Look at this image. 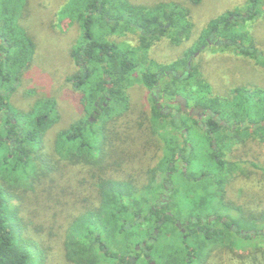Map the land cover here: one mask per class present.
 Masks as SVG:
<instances>
[{"label":"trees","instance_id":"obj_1","mask_svg":"<svg viewBox=\"0 0 264 264\" xmlns=\"http://www.w3.org/2000/svg\"><path fill=\"white\" fill-rule=\"evenodd\" d=\"M247 1L241 11L245 17L239 11L216 17L184 58L159 64L148 52L163 39L173 46L189 40L192 26L187 9L175 3L147 8L128 0H69L67 11L83 38L72 51L77 72L67 81L96 115L93 123L86 117L46 145L47 132L58 120L56 101H38L24 113L9 100L34 55V43L22 22L27 0H0V264H52L55 248L61 264H225L228 260L264 264V166L228 154L251 142L264 147V90L235 91L232 98L222 99L221 108L211 98L215 108L205 98L192 101L212 108L222 122L236 127L220 126L208 116L204 123L210 131L202 140L203 152L192 146L189 156L185 145L184 151L173 145L171 135L160 138L157 129L164 132L170 123L180 132L177 123H187L165 116L154 102L151 115L142 111L135 121L145 128L138 153H130L126 145L116 149L113 142L122 138L115 136L116 117L130 109L129 86L139 84L148 93L161 90L170 100L184 93L203 94L197 87L193 90L195 85L186 89L191 79L201 83L194 65L189 74L184 70L188 60L208 45L213 32L233 47H244L247 32L238 33V23L247 24L263 13L259 12L263 0ZM130 33L138 37L135 47L128 39ZM114 36L121 41L112 40ZM243 47H237L243 55L264 63L254 49ZM14 61L20 64L15 66ZM167 70H182L186 76L166 75ZM104 111L111 116L97 126ZM184 116L196 125L190 115ZM179 134L187 143L188 138ZM215 139L225 141L217 152L212 145ZM118 149L121 155L109 160L106 152ZM179 150L182 156L177 159ZM219 155L223 159L215 160ZM130 162L143 166L135 170L137 165L130 167ZM193 162L201 170L196 174L189 171ZM244 166L253 168L259 180L248 178L249 184L235 199L230 197L232 180L251 174ZM70 180L81 189L75 190ZM178 197L187 202L186 208L179 207ZM173 200L177 204L172 206ZM163 229L167 236H162Z\"/></svg>","mask_w":264,"mask_h":264},{"label":"rangeland","instance_id":"obj_2","mask_svg":"<svg viewBox=\"0 0 264 264\" xmlns=\"http://www.w3.org/2000/svg\"><path fill=\"white\" fill-rule=\"evenodd\" d=\"M247 2V0H200L198 4H193L187 0H128V3L133 6L141 5L147 8H152L161 3H175L188 10L189 21L192 26V29L190 30L191 32L188 34L189 40H184L185 42H181L180 45L173 46L168 40L163 39L164 41L158 43L155 48L148 52L149 58L155 60L159 64H170L184 58L191 44L193 45L201 31L207 27L211 20L227 12H241L243 5ZM69 4V0H27V4L22 12V22L30 34L35 49L28 68L25 71H22L16 91L10 96L9 100L14 108L24 113H28L38 101H56L58 120L47 132V137L45 139L46 145H49L50 142L48 141H52V138H54L59 132L66 130L80 120L86 119V117L88 120H91L92 123L94 122L93 115L95 112L93 108L88 107L87 103L85 104L83 94L74 90L72 84L67 81L68 77L73 76L77 72V68H75V63L72 59V51L82 42L83 38L82 32L77 23H74L70 19V12L67 11ZM259 12L263 13L247 24L238 23L239 25L236 27V30L240 34L247 32L244 39V47H242L245 49H254L256 55L264 59V0L259 8ZM240 16L245 17L246 13L241 12ZM217 37V40L221 42V45L215 46L214 42L211 41L210 45H207L202 52L196 53V57L192 60V65H194L195 68V75L197 72L201 83L197 85V81L191 79L185 86L187 89L188 87L190 88L191 85H195L193 90H196L195 88L197 87L203 91V94L201 93L197 96V92H195L188 96L184 93L182 96L187 99L186 101L189 102V104H191L192 101L195 103L196 99L201 97L209 102V106L215 108L214 103L209 98L217 101L215 105L218 107V105L222 103V99L229 97L232 98L235 91L241 94H244L243 92H245L246 94L248 93L246 91L254 88L264 90L263 61L261 59L256 60L243 55L241 51L237 49V47L242 48L240 47V44L237 47H233V45H229L230 42L224 37ZM128 39L131 41L132 46H137V36L130 33ZM112 40L121 41L117 36L112 37ZM249 41L252 43V46L248 44ZM237 43L240 42L237 41ZM224 45H229V48ZM14 62H16L15 66L20 64L18 61ZM178 72L182 74V70H178ZM164 83L166 84L167 82L165 81ZM202 84H204L205 87H201ZM126 94L128 96V105L130 109L125 114L123 113V115L116 117L119 119L117 120L118 126L115 127L118 133L115 136H121L122 138L118 140L115 137L114 139L116 140H113V142L116 149L117 147L126 145L129 148L130 153H134V151L138 153L142 146L141 142H144L143 136H145V134L143 132L145 131V128H139L138 123L135 121H138V115L141 114L142 111L146 110L148 117L151 115L153 101L151 100L152 97L150 96V93L139 84L129 86L126 89ZM192 97L195 99H192ZM172 104L174 103L171 102V109L176 106V104ZM165 105H168L167 102L163 104V106ZM174 109L178 112L177 106ZM107 112L109 111H104L102 115L98 117L99 123L97 126L104 120H107L105 119L106 115L108 117L111 116V112ZM114 112L115 110L112 114H114ZM89 113H91L92 116H90ZM186 115H188V112ZM191 117H194V115L191 114ZM204 120L205 119L202 118L199 121L204 123ZM156 121L157 120H154L153 124H155ZM181 121L187 123L190 128L187 137L188 143L196 147V149H203L204 142H202V140L206 133L194 125L190 119L187 120L184 115L181 116ZM160 125L162 126V124ZM165 127L167 128L164 132H162L163 130L161 128L157 129V131L162 134L160 135V138H163L164 135L167 136L166 134H168V136L171 135L172 142L173 140L176 141L181 139L179 132L174 131L172 129L174 127H172L170 123L166 124ZM225 136L227 137L228 135L225 134ZM218 141L220 145L225 143L224 140ZM157 143H159L162 148V144L159 140ZM121 151V149H118L117 151L108 150L106 152L108 155L106 156L108 159L113 156H120ZM203 151L204 149L202 152ZM159 153L160 155L162 154L161 151ZM228 154L233 156L240 155L244 160H257L262 166H264V147L257 143L251 142L248 147H239L235 149L232 154L230 152H228ZM134 165H137L135 170H138V167L143 166L140 162L129 163L130 167ZM244 168L251 174H249L246 179L234 175L237 179L232 180L230 197L235 199L240 195L241 190L249 184V182H247L248 178L251 181L254 179L259 180L258 177L253 175L254 172H256L253 168L249 166H244ZM189 171L190 173L196 174L201 170L200 167L193 162ZM149 176L150 175L147 174L146 177L142 179L143 184ZM158 179V182L161 183L162 177L160 176ZM183 184L182 181H178L179 186H183ZM70 185L74 187L75 190L79 191L80 186L76 181L70 180ZM145 199L147 198L144 197L142 203L145 202ZM176 200H178L177 203L179 207L186 208V201L180 199V197ZM177 203L174 200L169 202L172 206ZM64 218H67V216H64L63 219ZM167 235V231L163 229L162 236L164 237ZM58 254L59 253L55 248L52 253L53 257L51 258L52 264H61L59 262V256L57 257ZM226 262H230L229 264H235L233 261L229 260L225 261V264H227Z\"/></svg>","mask_w":264,"mask_h":264},{"label":"flooded vegetation","instance_id":"obj_3","mask_svg":"<svg viewBox=\"0 0 264 264\" xmlns=\"http://www.w3.org/2000/svg\"><path fill=\"white\" fill-rule=\"evenodd\" d=\"M217 39H218V37H217L216 33L213 32L211 35H209V37L207 39L208 45H210L211 41L214 42V44L216 46L221 45V42H219ZM229 45H231V43ZM204 49H205V47L202 46L201 51L195 52L191 56V58L188 60V63L184 69L185 71H187L188 74L191 72L192 60L196 57L195 54L202 52ZM165 74L171 75L174 77H178L180 79L186 76V75L184 76V75L180 74L178 71H174V70H167V71H165ZM155 91H156V94L154 93ZM150 96L153 99L155 108L158 109L165 116L173 115L174 116V118L172 117L173 119L180 121L181 116L187 114V112H188V115H190V116H191V114L194 115V117H192V118L194 121L197 122L196 126L199 127L200 129H202L204 132H208L210 130L207 127L206 123H201L199 120H201L202 118L207 119L208 116L211 117L215 122L219 123L220 126L230 127L232 129H236L235 126L234 127L229 126L228 124L222 122L219 115L216 114V112H214L212 110V108L203 107V106H200V104L195 105V104H193V102L191 104H189V102L186 101L187 99L183 96H175V98L173 100H170L166 97V94L163 93V91L158 90V89L151 92ZM165 102H167V104L169 106L168 105L163 106V104ZM171 102L174 103L172 105L176 104V106L178 107V112H176V110L174 109L176 106H174V108L171 109ZM104 106H106V105H104ZM94 115H96V114L94 113ZM177 126H178V129L180 131L179 133L183 134L184 138L186 139L189 135V132H190V128L188 127L189 125L186 124V125L182 126V125H180V123H177ZM209 137L213 138L212 133H210ZM181 138H183V137H181ZM215 140L217 141V139H215ZM215 140L212 141V145H213L214 151L217 152L220 144H218ZM183 141L184 140H182V139L176 140L175 142H173V145L177 144V147H179L182 151H184L183 148L186 146L187 150L189 152V156H190L193 152L192 145L188 142L184 144ZM178 156L179 157H177V159H180L181 158L180 156H182L181 151L178 152ZM200 156H203V155H200ZM221 159H223V158L220 157V155H219V157L215 156V160L219 161ZM163 198H165L164 203H167L168 200L166 199L165 195L163 196Z\"/></svg>","mask_w":264,"mask_h":264},{"label":"water","instance_id":"obj_4","mask_svg":"<svg viewBox=\"0 0 264 264\" xmlns=\"http://www.w3.org/2000/svg\"><path fill=\"white\" fill-rule=\"evenodd\" d=\"M241 234H243V233H241ZM152 264H154V263H152Z\"/></svg>","mask_w":264,"mask_h":264}]
</instances>
